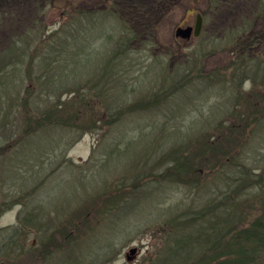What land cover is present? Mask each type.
<instances>
[{
    "label": "rangeland",
    "instance_id": "374dc122",
    "mask_svg": "<svg viewBox=\"0 0 264 264\" xmlns=\"http://www.w3.org/2000/svg\"><path fill=\"white\" fill-rule=\"evenodd\" d=\"M258 2L0 0V264L202 251L194 234L206 211L233 214L240 165L264 171V40L233 56L250 28L264 39ZM198 13L200 35L176 38ZM137 16L157 35L123 48ZM57 100L59 121L25 124Z\"/></svg>",
    "mask_w": 264,
    "mask_h": 264
},
{
    "label": "trees",
    "instance_id": "16d2710c",
    "mask_svg": "<svg viewBox=\"0 0 264 264\" xmlns=\"http://www.w3.org/2000/svg\"><path fill=\"white\" fill-rule=\"evenodd\" d=\"M171 1L173 0H166L168 4H170ZM258 10V17H264V0H259ZM157 17H159V15ZM127 24L128 21H126L125 26H127ZM250 29L249 32L245 31L247 33L244 32L241 38L233 40V49H235L233 56H237L240 60L249 59L246 53L253 51L256 47L261 45L264 40L261 32L260 34L254 33V28ZM128 30V32L123 34L126 38L123 41V48H126L128 45L132 46L146 43L147 40L145 39L153 35L154 37L152 39H155L157 35V23L151 19V16H137L130 23ZM175 41L177 44L173 43L174 46L180 48L181 44L179 40L176 39ZM149 44L151 45L152 42ZM14 57L12 60H15ZM2 60L4 59H0V64H3ZM1 81L0 108L4 106L2 101L4 98L3 94H8L6 83L3 82V80ZM47 97V100H50L49 97L51 96L48 95ZM30 101L29 98L24 100L25 103ZM52 102L53 101L49 104ZM59 102L60 100L54 102L53 108L47 106L44 112L42 111L37 114V117H33L32 114L26 112V116H23L25 124H27V126L31 123L40 125L51 119L59 121L60 117L57 111L60 107ZM3 109L0 110V114L6 115V107L4 111ZM54 112L56 113L55 118ZM239 115L241 116L244 114L241 113ZM240 119L244 122V118ZM245 166L246 165H240L239 173L237 172L235 175L233 173V197L229 196L227 199L228 201L225 203L231 205V201L233 200V214L230 213L231 211L225 214V212L221 210L216 214L215 218L211 220V218L208 219L209 216L206 211L203 215L204 218L202 222L199 223L200 225L198 224L197 234H194V236L200 239L198 242H192H196V244L200 243L202 245V251L194 255L188 254L186 257L179 258L178 260L180 261L177 262V264H264V171L257 175H253L250 169ZM243 167H245L244 170H242ZM250 191L256 192L255 196L247 195ZM28 220L35 224V219L28 218ZM14 232L16 234V230ZM194 258H196V260H194Z\"/></svg>",
    "mask_w": 264,
    "mask_h": 264
},
{
    "label": "water",
    "instance_id": "95a60500",
    "mask_svg": "<svg viewBox=\"0 0 264 264\" xmlns=\"http://www.w3.org/2000/svg\"><path fill=\"white\" fill-rule=\"evenodd\" d=\"M203 27V16L201 13L197 14L196 22L194 26H188L186 28L179 27L176 30V36H182L185 38H189L190 36L198 37L202 31ZM138 252L137 247H133L130 249L129 253L126 254V259L128 261H132L133 256Z\"/></svg>",
    "mask_w": 264,
    "mask_h": 264
},
{
    "label": "flooded vegetation",
    "instance_id": "af4514ba",
    "mask_svg": "<svg viewBox=\"0 0 264 264\" xmlns=\"http://www.w3.org/2000/svg\"><path fill=\"white\" fill-rule=\"evenodd\" d=\"M203 21H204V17H203Z\"/></svg>",
    "mask_w": 264,
    "mask_h": 264
}]
</instances>
